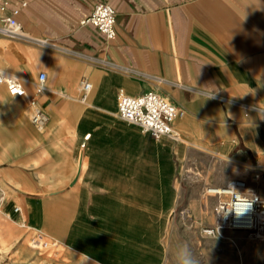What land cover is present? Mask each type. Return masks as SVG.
Here are the masks:
<instances>
[{"label": "crops", "instance_id": "crops-1", "mask_svg": "<svg viewBox=\"0 0 264 264\" xmlns=\"http://www.w3.org/2000/svg\"><path fill=\"white\" fill-rule=\"evenodd\" d=\"M99 1L116 9L112 40L80 24ZM21 2L24 36L0 39V59L32 80L46 72L35 95L48 120L35 129L0 85V192L14 182L31 215L61 208L47 228L93 264H264L249 231H203L224 198L211 189L244 178L264 194V0H9L0 14ZM29 39L53 51L38 58ZM120 89L183 107L182 139L119 118ZM8 208L20 223L22 207Z\"/></svg>", "mask_w": 264, "mask_h": 264}, {"label": "built area", "instance_id": "built-area-1", "mask_svg": "<svg viewBox=\"0 0 264 264\" xmlns=\"http://www.w3.org/2000/svg\"><path fill=\"white\" fill-rule=\"evenodd\" d=\"M8 4L9 0H0V10L3 11ZM24 6H26V2H21L11 10V14L2 16L3 25L0 29L3 36L10 38L24 36L20 31L21 23L18 18ZM116 16V9L113 5L99 1L94 4L89 14L80 20V24H92L105 35L107 40H112L117 35ZM38 43L41 46L48 45L45 40H39ZM87 59L93 63L98 61L93 57ZM46 79V72H41L37 80H32L28 75L18 74L0 67V85H5L12 96L24 97L27 100L31 109V121L39 128L44 127L48 117L40 108L35 94L44 90ZM29 86L33 87L34 93H30ZM92 88L93 84L90 81L83 82L81 98L83 102L88 101ZM184 112L183 107L155 90H149L139 95H131L123 89L118 92L117 116L128 123L140 126L144 132L152 134L155 139L168 137L174 141H180L182 134L175 127L174 122ZM253 170L255 179L264 176V165ZM214 190L224 198L219 199L214 206L217 224L205 227L204 233L223 237L224 230L242 229L249 231L253 238L264 241V194L255 192L250 182L244 178L231 179L225 187ZM250 200L253 203L244 212L237 214L231 209L235 205L238 210H241Z\"/></svg>", "mask_w": 264, "mask_h": 264}, {"label": "rangeland", "instance_id": "rangeland-1", "mask_svg": "<svg viewBox=\"0 0 264 264\" xmlns=\"http://www.w3.org/2000/svg\"><path fill=\"white\" fill-rule=\"evenodd\" d=\"M5 13L7 12H3V14ZM0 25H3L1 20ZM2 38L5 37L0 33V39ZM32 41L33 40L29 39L27 42L28 50L39 52L38 58H46L44 54L53 51L46 46H39ZM17 42H19V40H17ZM30 54L31 52L28 51L29 57H31ZM34 56L37 57L36 55ZM0 58L4 57L0 56ZM0 67L7 68L13 72H19L22 75H30L28 70L17 71L4 65L1 59ZM84 81L90 80L83 78V82ZM83 82L76 84V88L79 91L83 90ZM45 84L47 86L49 82L46 81ZM0 90L5 89L0 87ZM33 92L34 91H31L30 88V93ZM2 98L3 94L0 92V99ZM19 99L24 102V116L35 129L42 131V128L35 126L31 121V109L27 100L24 97H20ZM250 185L253 188L257 187L254 183ZM44 195L45 194H41V197L44 198ZM20 197H22L21 192L15 188L14 182H12V185L8 186L6 193L0 192V264H93L84 256L66 248L61 238L51 233L47 228L46 225L53 224L50 222L54 219L55 212L61 208L47 206L42 211L41 208L37 207V210L41 209L42 214L34 213L33 209V216L26 211V208L21 203ZM14 205L22 207V218L20 223L13 221L9 216L10 210L8 207ZM39 221H43V225L38 224L37 222Z\"/></svg>", "mask_w": 264, "mask_h": 264}, {"label": "clouds", "instance_id": "clouds-1", "mask_svg": "<svg viewBox=\"0 0 264 264\" xmlns=\"http://www.w3.org/2000/svg\"><path fill=\"white\" fill-rule=\"evenodd\" d=\"M252 203H253L252 200L247 201V202H246V207H244V208L241 209V210H238L237 207H236L235 205H233V206L231 207V209L234 210L237 214H239V213H241V212H244L245 209L250 208L251 205H252ZM223 211H224V210H223ZM222 213H223V212H222ZM222 213H221V214H222ZM182 264H196V262H195L193 259H191V257L189 256L188 258H185V259L182 261Z\"/></svg>", "mask_w": 264, "mask_h": 264}, {"label": "bare ground", "instance_id": "bare-ground-1", "mask_svg": "<svg viewBox=\"0 0 264 264\" xmlns=\"http://www.w3.org/2000/svg\"><path fill=\"white\" fill-rule=\"evenodd\" d=\"M0 12H1V10H0ZM2 16H4V15H1L0 14V20L2 21ZM2 25H0V27H1ZM21 31V30H20ZM0 32H1V29H0ZM22 32V31H21ZM46 47H49V46H46ZM82 82H83V80H82ZM221 189V188H220ZM211 191H215L214 189L213 190H211ZM18 209V207H15V210H17Z\"/></svg>", "mask_w": 264, "mask_h": 264}]
</instances>
